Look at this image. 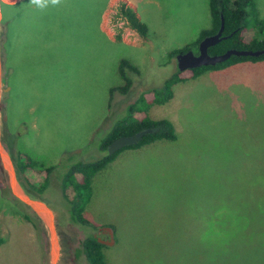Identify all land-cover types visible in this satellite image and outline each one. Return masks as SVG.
Masks as SVG:
<instances>
[{"label":"rangeland","instance_id":"obj_1","mask_svg":"<svg viewBox=\"0 0 264 264\" xmlns=\"http://www.w3.org/2000/svg\"><path fill=\"white\" fill-rule=\"evenodd\" d=\"M123 2L149 25L147 38L114 18ZM256 4L264 16V0ZM0 13L1 139L13 164L17 149L58 164L43 194L14 166L21 193L54 212L55 264H88L81 242L103 226L116 236L104 247L108 264H264V61L178 83L151 110L174 122L178 139L125 149L99 171L85 209L91 226L69 222L60 187L72 163L103 155L100 138L128 103L176 71L168 53L210 28L209 0H61L43 9L0 0ZM121 57L140 74L110 100ZM0 235V264H53L49 229L13 193L1 160Z\"/></svg>","mask_w":264,"mask_h":264},{"label":"trees","instance_id":"obj_2","mask_svg":"<svg viewBox=\"0 0 264 264\" xmlns=\"http://www.w3.org/2000/svg\"><path fill=\"white\" fill-rule=\"evenodd\" d=\"M211 26L200 31L199 37L184 48L169 51L170 58L176 57L180 52L190 49L198 52L200 41L218 32L222 17L225 19L223 35L228 36L209 48L210 54H221L230 48L237 49H264V16L258 10L256 0H209ZM120 18L141 37L147 38L150 32L149 25L138 15V12L127 3L123 2L117 7L114 18ZM119 20V19H118ZM121 39V34L118 35ZM264 61V54L260 56L232 55L228 60L216 65H206L181 71L178 67L166 79L163 86L143 90L140 95L128 103L126 113L111 125L110 129L100 138L101 157L92 160H78L72 163L61 179V191L68 220L71 223L91 226L85 216V209L93 196V179L95 175L107 167L117 155L125 149H136L146 144L159 140L175 141L178 133L174 122L167 118H155L151 110L155 105L170 102L175 96V87L178 83L195 79L207 70H218L242 62ZM116 70L121 78V83L114 84L110 90V100L115 93L128 94L134 85L136 75L140 74L139 66L129 58L121 57L116 64ZM145 128H154L152 133L145 134L136 144L128 145L113 154H109V144L120 136L132 135ZM1 160V159H0ZM15 166L23 184L37 194H43L51 183L52 174L56 165L36 158L31 152L17 149L14 156ZM26 217L38 228H41V218L26 214ZM4 238L0 235V244ZM82 252L88 264H108L104 247L107 245L99 241L98 236L89 233L81 242Z\"/></svg>","mask_w":264,"mask_h":264},{"label":"water","instance_id":"obj_3","mask_svg":"<svg viewBox=\"0 0 264 264\" xmlns=\"http://www.w3.org/2000/svg\"><path fill=\"white\" fill-rule=\"evenodd\" d=\"M15 1L16 0H3V2L8 4H12ZM224 29H225V19L223 16L221 26L218 32L204 37L199 43L198 52H195L194 50L190 49L186 52H180L176 55L178 68L181 71H185L187 69L197 68L200 66L216 65L218 63L228 60L232 55L260 56L264 54V49L252 50V49H237V48H230L226 52L221 54H210L209 48L211 46L216 45L224 38L228 37L226 35H223ZM154 131H155L154 128H145L132 135L120 136L109 144L108 152L109 154H113L125 146L136 144L143 138L145 134L152 133ZM0 159L8 172L13 193L20 200H22L24 203H26L28 206L34 209L37 213H39L41 217L44 219L51 236L52 259H53V264H55L56 260L58 259L60 245L56 230V220H55L54 212L49 207V205L44 201L40 199L32 198L27 194H23L16 187V175H15L14 164L2 142L1 134H0ZM101 230L107 233L109 235V238L107 239L99 238V241L108 246L115 244L116 236H115L114 228L111 226H103Z\"/></svg>","mask_w":264,"mask_h":264},{"label":"clouds","instance_id":"obj_4","mask_svg":"<svg viewBox=\"0 0 264 264\" xmlns=\"http://www.w3.org/2000/svg\"><path fill=\"white\" fill-rule=\"evenodd\" d=\"M61 0H31V3L36 5L37 7L43 9L47 7L49 4L58 5Z\"/></svg>","mask_w":264,"mask_h":264},{"label":"flooded vegetation","instance_id":"obj_5","mask_svg":"<svg viewBox=\"0 0 264 264\" xmlns=\"http://www.w3.org/2000/svg\"><path fill=\"white\" fill-rule=\"evenodd\" d=\"M178 63V62H177ZM120 150V149H119ZM117 152V151H116ZM15 156V155H14ZM14 166H15V162H14ZM15 168H16V166H15ZM16 171H17V173H18V170H17V168H16ZM18 175H19V173H18ZM102 228V227H101ZM101 228H99V230L98 231H96V232H94V234H95V236H98V238H103V237H107V238H109V235L107 234V233H105L103 230H101ZM103 239H106V238H103Z\"/></svg>","mask_w":264,"mask_h":264},{"label":"bare ground","instance_id":"obj_6","mask_svg":"<svg viewBox=\"0 0 264 264\" xmlns=\"http://www.w3.org/2000/svg\"><path fill=\"white\" fill-rule=\"evenodd\" d=\"M38 209V208H37Z\"/></svg>","mask_w":264,"mask_h":264}]
</instances>
